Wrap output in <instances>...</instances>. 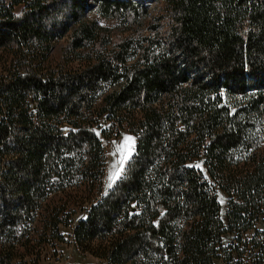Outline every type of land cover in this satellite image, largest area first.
<instances>
[{
  "label": "trees",
  "instance_id": "16d2710c",
  "mask_svg": "<svg viewBox=\"0 0 264 264\" xmlns=\"http://www.w3.org/2000/svg\"><path fill=\"white\" fill-rule=\"evenodd\" d=\"M97 1L123 29L0 0V264H38L78 210L107 264H264V0ZM101 119L136 134L106 193Z\"/></svg>",
  "mask_w": 264,
  "mask_h": 264
},
{
  "label": "rangeland",
  "instance_id": "374dc122",
  "mask_svg": "<svg viewBox=\"0 0 264 264\" xmlns=\"http://www.w3.org/2000/svg\"><path fill=\"white\" fill-rule=\"evenodd\" d=\"M156 1L157 0H149L150 6H156L158 4ZM81 2H83L82 6L85 8L84 16L88 20H95L98 24L112 29L116 28L121 30L124 28L125 25L123 26L119 19L104 16L98 11L97 0H81ZM23 8V5L16 7V13L19 14ZM60 52L61 44L58 45L54 51V55L57 56ZM95 129L102 140L107 156L105 173L102 178L103 193H106L115 185L118 178L122 176L124 168L134 152L136 134L127 127L121 128L118 132H115L117 128L112 127L111 122L104 119L100 120V123L96 125ZM102 130H104L105 135L102 134ZM198 162V160H194V163L198 164ZM213 189L217 199L221 203L220 215L227 225V195L219 186H213ZM85 216L86 210H78L72 216L69 224L60 225L64 240L56 241L54 247L46 248L38 264H107L105 259L83 251L74 240L73 229L78 220ZM257 227L262 229L263 222L259 221ZM245 235L248 238L251 237L253 235V230H248ZM234 238L235 233L228 231L223 234L222 243L224 245L231 244L234 242ZM216 264H225V261L217 259Z\"/></svg>",
  "mask_w": 264,
  "mask_h": 264
},
{
  "label": "snow or ice",
  "instance_id": "6c2138e0",
  "mask_svg": "<svg viewBox=\"0 0 264 264\" xmlns=\"http://www.w3.org/2000/svg\"><path fill=\"white\" fill-rule=\"evenodd\" d=\"M126 139H130V138H126Z\"/></svg>",
  "mask_w": 264,
  "mask_h": 264
}]
</instances>
